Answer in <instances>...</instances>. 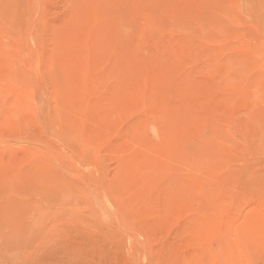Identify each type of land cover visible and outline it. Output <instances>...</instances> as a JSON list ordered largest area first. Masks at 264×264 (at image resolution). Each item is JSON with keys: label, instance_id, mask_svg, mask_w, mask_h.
Listing matches in <instances>:
<instances>
[{"label": "rangeland", "instance_id": "1", "mask_svg": "<svg viewBox=\"0 0 264 264\" xmlns=\"http://www.w3.org/2000/svg\"><path fill=\"white\" fill-rule=\"evenodd\" d=\"M0 264H264V0H0Z\"/></svg>", "mask_w": 264, "mask_h": 264}]
</instances>
